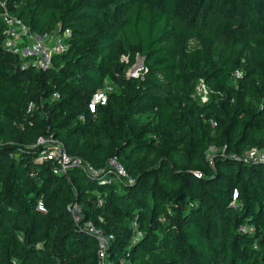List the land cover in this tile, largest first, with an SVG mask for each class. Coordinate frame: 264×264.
Masks as SVG:
<instances>
[{
  "label": "trees",
  "instance_id": "1",
  "mask_svg": "<svg viewBox=\"0 0 264 264\" xmlns=\"http://www.w3.org/2000/svg\"><path fill=\"white\" fill-rule=\"evenodd\" d=\"M0 2L34 34L71 33L50 68L22 69L0 20V264H100L86 222L113 237L106 264H264V164L228 157L264 150V0ZM137 54L146 71L128 79ZM50 135L133 184L38 162ZM210 147L227 157L210 166Z\"/></svg>",
  "mask_w": 264,
  "mask_h": 264
},
{
  "label": "built area",
  "instance_id": "2",
  "mask_svg": "<svg viewBox=\"0 0 264 264\" xmlns=\"http://www.w3.org/2000/svg\"><path fill=\"white\" fill-rule=\"evenodd\" d=\"M0 6L5 8V3L0 2ZM0 20H2L5 26L3 48L5 52L20 58L22 61V69L32 67L41 71L47 70L52 65L53 57L64 53L68 47V39L71 35L68 29L61 33L39 36L32 33L28 26H26L19 18L11 15L7 10L0 14ZM121 61L127 63L128 59L127 57H122ZM145 71L144 58L137 54L134 65L127 71V78L136 80L141 79L143 78ZM235 77L238 78L239 74L236 73ZM201 89L203 94L199 98L201 102L204 103L208 100V91L203 84L201 85ZM112 90L113 88L108 84L102 89L97 90L92 95L87 106L89 113L95 114L98 106L106 105L107 95L112 92ZM54 97L57 98L58 96L55 94ZM32 108L33 106L30 104L28 110H31ZM210 124L213 127L215 126V122L212 120H210ZM32 148L39 150L38 162H47L56 165L64 174H66L70 168H77L85 175L95 179L98 183L103 185L112 183V179H116L117 181H122L121 179H124L125 183H123L127 186L133 184V179L127 175L123 167L115 158L109 160V168H94L92 165L79 158L70 157L63 144L51 135L38 138L36 143L32 145ZM219 157H227L225 154V148L219 149L216 147H210L206 152V161L210 166H213L215 159ZM228 157L243 164H264V150H258L255 148L246 151L242 155H231ZM112 174H115V177H113ZM193 176L200 178L201 174L199 172H194ZM237 197L238 192L234 190L232 193V203L230 204L231 207H236ZM37 210L43 213L45 212L42 202L38 203ZM70 210L73 214L74 221L78 223L81 218L80 208L74 204L70 206ZM133 227H136L135 223H133ZM82 230H86L95 237L99 248V263L106 264V250L113 237L104 234L103 231L94 227L90 222L84 223ZM239 231L241 233H252L254 230L252 227L243 226ZM139 236L140 234L137 233L136 237Z\"/></svg>",
  "mask_w": 264,
  "mask_h": 264
},
{
  "label": "rangeland",
  "instance_id": "3",
  "mask_svg": "<svg viewBox=\"0 0 264 264\" xmlns=\"http://www.w3.org/2000/svg\"><path fill=\"white\" fill-rule=\"evenodd\" d=\"M201 85L202 84L200 82L197 84V93H196L197 97H200L203 94L202 89H201ZM116 182H117L116 179H112V183H116Z\"/></svg>",
  "mask_w": 264,
  "mask_h": 264
}]
</instances>
